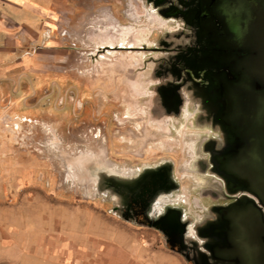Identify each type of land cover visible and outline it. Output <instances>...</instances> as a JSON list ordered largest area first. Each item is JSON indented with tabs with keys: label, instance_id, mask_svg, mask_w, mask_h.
I'll return each mask as SVG.
<instances>
[{
	"label": "rangeland",
	"instance_id": "obj_1",
	"mask_svg": "<svg viewBox=\"0 0 264 264\" xmlns=\"http://www.w3.org/2000/svg\"><path fill=\"white\" fill-rule=\"evenodd\" d=\"M200 2L65 0L61 9L51 6L53 10L48 11L57 14L52 25L48 18H35L24 41L2 53L0 264H63V253L57 249L60 241L102 213L115 218L117 225L135 230L147 247V259L156 255L172 258L174 264H193L181 246L171 248L165 233L112 212L104 198L106 192L96 181L106 169L123 174L134 166L170 164L178 186L170 197L173 203L184 207L193 224L205 221L212 201L201 198V187L217 177L209 166L205 172L200 168L210 163L208 148L219 140L222 129L212 120V112L205 115L198 83L185 70L193 67L200 74L219 64L238 71L250 61L264 66V59L252 54L255 60L229 43L224 55L207 59L201 55L174 59L171 50L157 49V42L168 34L197 44L195 29L181 16L172 17L166 7ZM159 9L168 16L159 14ZM115 23L130 27L126 39L144 47L120 46L122 37L113 33ZM110 28L106 37L115 42L112 48L93 49L92 40L103 36L99 30ZM207 38L215 49L212 33ZM110 52L113 56L107 55ZM156 78L162 81L160 90L161 86L154 88L159 82ZM175 82L183 87L187 99L177 98V113L168 122L164 120L168 129L161 133L156 120L174 112ZM78 91L87 95L78 96ZM127 111L131 118L125 117ZM240 193L249 195L247 190ZM195 199L199 208L193 205ZM110 221L105 218L100 223ZM200 246L192 243L193 251L199 253Z\"/></svg>",
	"mask_w": 264,
	"mask_h": 264
},
{
	"label": "flooded vegetation",
	"instance_id": "obj_2",
	"mask_svg": "<svg viewBox=\"0 0 264 264\" xmlns=\"http://www.w3.org/2000/svg\"><path fill=\"white\" fill-rule=\"evenodd\" d=\"M161 1L157 0L158 3ZM166 8L172 17L181 16L185 24L195 29L194 34L197 37L196 45L191 41L184 43L173 34L165 35L160 39L157 42V49L171 50L172 58L193 59L198 55L205 59L211 55L220 57L226 53L229 43L237 46L239 52L243 49L248 55L255 54L258 59H264L262 58L264 57V0H212V2L201 0L197 6L192 4L180 7L171 3ZM140 13L145 14L143 11ZM158 13L168 16L162 9H159ZM161 20L157 19V21ZM247 26L250 34L242 37L240 30ZM111 28L99 30L105 38L101 36L96 41L92 40L90 44H93V49L112 48L115 42L106 37ZM113 28V33L118 32L122 37L120 46L129 48L141 44L144 47L145 44L141 42L131 43L126 39L131 33L130 27L118 26L115 23ZM210 33L217 42L215 49L210 47V40L207 38ZM252 48H256V51ZM111 54L110 52L107 55L113 56ZM187 63H191L189 59ZM188 68L185 72L198 83L197 93L205 106V115L207 116L209 111L212 112V120L222 129L219 140L213 147L208 148L207 158L210 163H202L200 168L205 172L206 166H209L217 177L210 183L206 181L201 187V198L212 201L205 221L197 225L193 224L184 207L176 202L173 203L170 197L178 190V186L173 179L170 164L143 165L141 168L134 166L133 170H125L123 174L106 169L101 173L96 185L106 192L103 196L111 204L112 212L127 220L155 228L171 237L176 234L181 235L183 238L180 243L175 242V245L182 247L193 264H262L261 260L264 259V66H258L257 60L250 61L239 66L238 71H234L218 64L214 67L215 70L207 68L200 74L198 72L195 74L193 67H190L191 70ZM76 71L81 73L80 69ZM250 75H255L256 80L251 81ZM66 79L68 78H64L65 81ZM161 82L160 79L159 82H155L154 88H159ZM63 84L65 85V82ZM172 88L174 98L171 108L175 107V109L171 111L174 112L156 120L157 130L161 133H166L168 129L164 120L168 122L177 113V98L183 101L187 99L181 85L175 82ZM84 93L87 95L86 91L82 94L78 91L76 94L84 97L86 96ZM211 106L214 108L211 109ZM125 117L131 118L130 112L127 111ZM242 190L249 192L248 198L242 196L240 193ZM164 196L168 201L163 202ZM193 205L200 207L197 199L193 200ZM192 243L194 246L201 245L197 249L199 253L193 251Z\"/></svg>",
	"mask_w": 264,
	"mask_h": 264
},
{
	"label": "crops",
	"instance_id": "obj_3",
	"mask_svg": "<svg viewBox=\"0 0 264 264\" xmlns=\"http://www.w3.org/2000/svg\"><path fill=\"white\" fill-rule=\"evenodd\" d=\"M64 2L65 0H0V57L2 53L11 52L9 46L17 44L19 40L24 41L35 18H48L47 23L52 25L57 14L49 13L53 10L51 6L59 10ZM27 57L25 59H30ZM105 218L111 221L102 225L100 220ZM114 219L102 213L98 218L90 217L89 225L81 227V230L73 229L66 234L67 237L57 246L64 256L63 264H174L172 258L156 255L147 259V247L135 235V230L117 225L118 222Z\"/></svg>",
	"mask_w": 264,
	"mask_h": 264
},
{
	"label": "water",
	"instance_id": "obj_4",
	"mask_svg": "<svg viewBox=\"0 0 264 264\" xmlns=\"http://www.w3.org/2000/svg\"><path fill=\"white\" fill-rule=\"evenodd\" d=\"M240 33H241L242 37L249 35L250 34L249 27L248 26L242 27L240 30ZM154 181L155 180L153 178L152 182L154 183ZM169 226H171V224H169ZM165 235L167 236V238H168L167 241H168V243L172 249H174L175 242L180 243L181 238H183L181 235H177V234L174 237H171L169 234H165Z\"/></svg>",
	"mask_w": 264,
	"mask_h": 264
},
{
	"label": "bare ground",
	"instance_id": "obj_5",
	"mask_svg": "<svg viewBox=\"0 0 264 264\" xmlns=\"http://www.w3.org/2000/svg\"><path fill=\"white\" fill-rule=\"evenodd\" d=\"M164 201H168V200L166 199V197H165V196L163 197V202H164ZM169 201H170V200H169Z\"/></svg>",
	"mask_w": 264,
	"mask_h": 264
}]
</instances>
